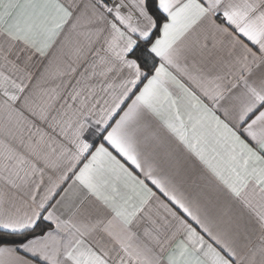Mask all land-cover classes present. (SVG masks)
I'll use <instances>...</instances> for the list:
<instances>
[{
	"label": "snow or ice",
	"instance_id": "snow-or-ice-1",
	"mask_svg": "<svg viewBox=\"0 0 264 264\" xmlns=\"http://www.w3.org/2000/svg\"><path fill=\"white\" fill-rule=\"evenodd\" d=\"M0 264H264V0H0Z\"/></svg>",
	"mask_w": 264,
	"mask_h": 264
}]
</instances>
